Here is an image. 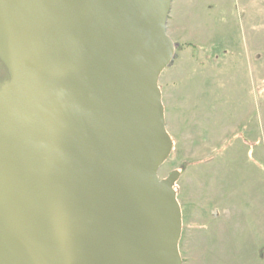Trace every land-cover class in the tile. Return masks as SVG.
Segmentation results:
<instances>
[{"label":"water","instance_id":"obj_1","mask_svg":"<svg viewBox=\"0 0 264 264\" xmlns=\"http://www.w3.org/2000/svg\"><path fill=\"white\" fill-rule=\"evenodd\" d=\"M171 4L0 0V264H182Z\"/></svg>","mask_w":264,"mask_h":264},{"label":"rangeland","instance_id":"obj_2","mask_svg":"<svg viewBox=\"0 0 264 264\" xmlns=\"http://www.w3.org/2000/svg\"><path fill=\"white\" fill-rule=\"evenodd\" d=\"M166 34L173 56L158 86L171 149L159 179L213 155L203 168L190 170L208 165L216 182L225 170L247 181L249 158L235 153L242 141L256 160L252 165L264 171V0H172ZM6 79L0 65V82ZM223 157L226 165L219 170L222 163L215 161ZM179 181L173 186L178 203ZM204 203L214 205L208 197Z\"/></svg>","mask_w":264,"mask_h":264},{"label":"crops","instance_id":"obj_3","mask_svg":"<svg viewBox=\"0 0 264 264\" xmlns=\"http://www.w3.org/2000/svg\"><path fill=\"white\" fill-rule=\"evenodd\" d=\"M242 142L235 144L241 147L235 153L249 158L245 162L250 170L245 174L247 181L225 170L220 171L223 179L216 182L217 175L205 170L208 165L202 170H190L189 167H197V164L203 168V164L212 162L209 159L213 155L192 166L184 162L186 171L180 170L178 248L182 264H208L215 258L225 260V264L227 260L232 262L229 264H236L235 260L239 264L264 262V171L252 165L256 160ZM226 159L215 161L216 166L222 163L219 170L224 169ZM206 197L214 205H206Z\"/></svg>","mask_w":264,"mask_h":264}]
</instances>
